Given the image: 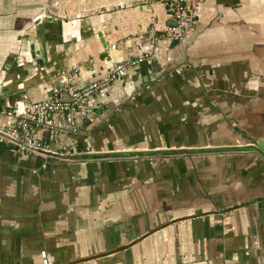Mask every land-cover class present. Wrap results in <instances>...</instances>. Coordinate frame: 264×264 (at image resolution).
Here are the masks:
<instances>
[{"label": "crops", "instance_id": "0c3cea01", "mask_svg": "<svg viewBox=\"0 0 264 264\" xmlns=\"http://www.w3.org/2000/svg\"><path fill=\"white\" fill-rule=\"evenodd\" d=\"M166 2L0 0V122L16 100L55 97L61 73L82 85L148 47ZM193 11L182 41H159L92 99L66 145L79 154L43 169L0 143V264H42L41 251L46 264H264V151L251 147L264 139V0Z\"/></svg>", "mask_w": 264, "mask_h": 264}, {"label": "built area", "instance_id": "2783aa9c", "mask_svg": "<svg viewBox=\"0 0 264 264\" xmlns=\"http://www.w3.org/2000/svg\"><path fill=\"white\" fill-rule=\"evenodd\" d=\"M201 0H167V18L163 32L149 37L148 47L138 48L131 58L115 64L85 84L76 85L72 73L59 75L60 93L64 98L52 97L41 101H26L21 98L6 107L1 115L0 143L6 144L15 153H32L43 158L40 167L45 169L50 161L67 160L79 151H72L67 144L74 143L81 126L92 114V99L102 93L109 94L115 82L126 77L139 63L153 60V50L159 41L177 43L182 41L194 23V9ZM151 48V50H150ZM43 131L46 140L35 144V132ZM65 141H68L67 143ZM50 153L56 154L51 156ZM42 264H46L44 252H40Z\"/></svg>", "mask_w": 264, "mask_h": 264}, {"label": "water", "instance_id": "95a60500", "mask_svg": "<svg viewBox=\"0 0 264 264\" xmlns=\"http://www.w3.org/2000/svg\"><path fill=\"white\" fill-rule=\"evenodd\" d=\"M100 42H101V44H102V46L103 47H105V44H104V42L102 41V39H100ZM173 44H175L174 42H172L171 43V45H173ZM30 55L33 57V58H35V61H36V63L38 64V65H40V60H39V58H38V52L37 51H35V50H33V47L30 45ZM35 56V57H34ZM59 86H61V81H60V79H55V80H53L52 81V89H53V92L55 93V97L56 98H59V92H58V87ZM92 112L93 113H95L96 112V109L95 108H93L92 109ZM84 124L85 125H87L88 124V121L87 120H85L84 121ZM252 146L251 147H256V148H261L263 151H264V139H258V140H256L255 141V143H252L251 144ZM254 145V146H253ZM160 153H164V152H160ZM50 155L51 156H56V154H53V153H50ZM86 155H88V156H90V157H102V154H94V153H92V154H86ZM125 154H123V153H108V154H106V155H103V156H105V157H116V156H124ZM76 156H78V155H76Z\"/></svg>", "mask_w": 264, "mask_h": 264}]
</instances>
